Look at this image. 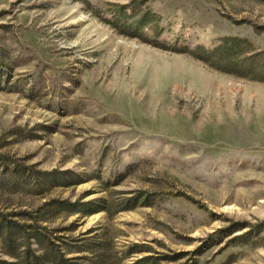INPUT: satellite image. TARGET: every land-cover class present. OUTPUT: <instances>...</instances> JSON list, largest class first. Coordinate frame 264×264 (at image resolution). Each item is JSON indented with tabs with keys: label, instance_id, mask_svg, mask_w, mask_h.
<instances>
[{
	"label": "rangeland",
	"instance_id": "374dc122",
	"mask_svg": "<svg viewBox=\"0 0 264 264\" xmlns=\"http://www.w3.org/2000/svg\"><path fill=\"white\" fill-rule=\"evenodd\" d=\"M0 220L8 261L264 264V0H0Z\"/></svg>",
	"mask_w": 264,
	"mask_h": 264
},
{
	"label": "trees",
	"instance_id": "16d2710c",
	"mask_svg": "<svg viewBox=\"0 0 264 264\" xmlns=\"http://www.w3.org/2000/svg\"><path fill=\"white\" fill-rule=\"evenodd\" d=\"M5 222L3 220H0V228L4 226ZM8 227V226H6ZM1 235V234H0ZM9 235V234H7ZM4 241L7 242V239H10V236H3ZM81 252V251H80ZM10 255L14 256L17 261H8L0 258V264H43L45 259L47 258V255H38L34 253L30 246L28 247V252H24V255H15L11 254ZM46 263V262H45ZM96 264H100V262H97Z\"/></svg>",
	"mask_w": 264,
	"mask_h": 264
}]
</instances>
